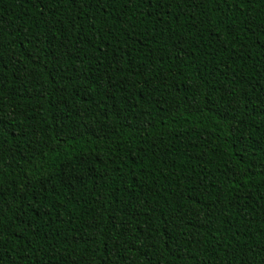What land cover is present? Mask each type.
Instances as JSON below:
<instances>
[{"label": "trees", "instance_id": "trees-1", "mask_svg": "<svg viewBox=\"0 0 264 264\" xmlns=\"http://www.w3.org/2000/svg\"><path fill=\"white\" fill-rule=\"evenodd\" d=\"M0 264H264V0H0Z\"/></svg>", "mask_w": 264, "mask_h": 264}]
</instances>
